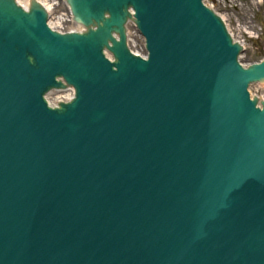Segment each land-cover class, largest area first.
Listing matches in <instances>:
<instances>
[{"label": "water", "instance_id": "95a60500", "mask_svg": "<svg viewBox=\"0 0 264 264\" xmlns=\"http://www.w3.org/2000/svg\"><path fill=\"white\" fill-rule=\"evenodd\" d=\"M67 2L0 0V264H264V59L203 0Z\"/></svg>", "mask_w": 264, "mask_h": 264}, {"label": "rangeland", "instance_id": "374dc122", "mask_svg": "<svg viewBox=\"0 0 264 264\" xmlns=\"http://www.w3.org/2000/svg\"><path fill=\"white\" fill-rule=\"evenodd\" d=\"M20 1L24 2L25 0ZM218 1L223 3V0ZM262 4L263 8L259 10L254 0H239L237 7L231 8L228 5L225 7L226 13L224 14L227 15L229 29L236 40L244 42L246 50L241 59L244 64L264 58V3ZM246 29H253L251 30L253 35L246 34ZM130 39L132 50L144 54V40L134 26H130ZM251 92L259 96L264 95V85L253 86Z\"/></svg>", "mask_w": 264, "mask_h": 264}, {"label": "bare ground", "instance_id": "6f19581e", "mask_svg": "<svg viewBox=\"0 0 264 264\" xmlns=\"http://www.w3.org/2000/svg\"><path fill=\"white\" fill-rule=\"evenodd\" d=\"M19 1H20V0H18V2H19ZM38 2H39L40 4H42L43 6H47V7H48V10H50V8H51V3H52L51 0H38ZM21 3H22V2H19L20 5H22ZM27 4H28V2L25 0L23 6H26ZM52 24H53V26H55L57 29H60L61 31L63 30V28H64L63 31H66V30H68V31H74V30H76L77 32H80V31L83 30V29H81L79 26H77V25L75 26L74 24H72V25L69 26V27H65V24H61L60 18H58V17H56V20H54V23H52ZM61 25H63V27H61ZM56 94H57V93H56ZM57 95H58L57 98H64V97L68 96L67 93H59V94H57Z\"/></svg>", "mask_w": 264, "mask_h": 264}]
</instances>
